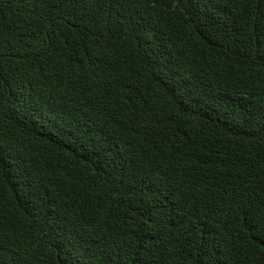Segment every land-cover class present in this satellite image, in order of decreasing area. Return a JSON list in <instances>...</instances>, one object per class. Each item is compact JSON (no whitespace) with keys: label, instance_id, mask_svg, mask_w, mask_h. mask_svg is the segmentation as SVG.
Segmentation results:
<instances>
[{"label":"trees","instance_id":"obj_1","mask_svg":"<svg viewBox=\"0 0 264 264\" xmlns=\"http://www.w3.org/2000/svg\"><path fill=\"white\" fill-rule=\"evenodd\" d=\"M0 264H264V0H0Z\"/></svg>","mask_w":264,"mask_h":264}]
</instances>
